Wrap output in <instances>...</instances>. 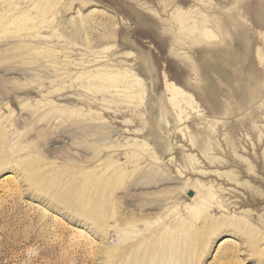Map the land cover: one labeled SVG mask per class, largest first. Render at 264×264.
<instances>
[{"label":"rangeland","instance_id":"obj_1","mask_svg":"<svg viewBox=\"0 0 264 264\" xmlns=\"http://www.w3.org/2000/svg\"><path fill=\"white\" fill-rule=\"evenodd\" d=\"M262 165L264 0H0V264H264Z\"/></svg>","mask_w":264,"mask_h":264},{"label":"bare ground","instance_id":"obj_2","mask_svg":"<svg viewBox=\"0 0 264 264\" xmlns=\"http://www.w3.org/2000/svg\"><path fill=\"white\" fill-rule=\"evenodd\" d=\"M230 17V16H229ZM232 17V15H231ZM172 19L174 20L175 22V25L177 27L174 28V34L173 36L175 37V39L177 41L180 42V39L182 37H184L183 35H185L184 32H182L183 29H185L186 32L190 33L192 32L194 29L190 28L187 23V18H186V14L184 13H178L176 15H173ZM233 20V19H232ZM203 22H206L207 23V19H203ZM205 23V24H206ZM169 24H172L171 22ZM232 25V23H231ZM222 26L220 25V28L218 29V35L220 36V34L222 33ZM196 37H198L200 40L202 41H209L211 40L213 37H217L215 35L214 32H212L211 30L209 29H203L201 30V32L198 34H195ZM246 39V38H245ZM179 44V43H178ZM235 74V73H234ZM165 90L169 93L170 95V98H169V102L174 106V107H177L179 108V105L180 103H182L183 101H185L187 104H189L190 106H193V103L192 101L189 99V98H186L184 96V92L182 91L181 88H179L178 86H175L169 82H167L165 84ZM167 93V94H168ZM259 94H257V92H255L252 96H250V99L248 98L246 100V103L245 105L248 103V101L250 100V102L252 103L253 99H255L256 97H258ZM250 103V104H251ZM254 103V102H253ZM244 105H238V106H235V105H229L228 107L226 108H223L222 110H220L221 112H223L224 115H229L231 113H233L236 109L242 107ZM251 117V116H250ZM225 125L226 129H227V140H228V143L230 145H227V148L228 150H234V148L236 147V142L237 140L235 139L234 137V133L238 130L239 128V124H231V125H227V124H223ZM212 129V128H211ZM213 130H207V134H208V137H211V134ZM195 140L192 142V146H195L196 148H198L202 153L206 154L208 153L209 151L211 152H218L219 148L217 147V145L215 143H208V144H205L203 143L202 141H197L196 138H194ZM222 148V147H221ZM212 159H214V157L212 156ZM239 165L240 164H243V163H239L237 162ZM240 167V171H243L242 170V167ZM258 167L257 164H252L249 169L254 171L255 168ZM262 168L264 169V165H262ZM242 173V172H241ZM233 175V174H232ZM231 175V176H232ZM234 176V175H233ZM239 178V177H238ZM237 179V177H236ZM240 179V178H239ZM238 180V179H237ZM237 183H239V181H237ZM257 195H252L251 198H256ZM252 198V199H253ZM158 204V203H157ZM146 206V205H144ZM129 223H132L131 221ZM242 223V222H241ZM244 223V222H243ZM236 228H238L239 230H243L244 227L243 225H240V226H236ZM171 239H168V244L166 243V249H168L170 246H172L173 242H170ZM160 254V253H159ZM165 254H162L161 256H163Z\"/></svg>","mask_w":264,"mask_h":264}]
</instances>
